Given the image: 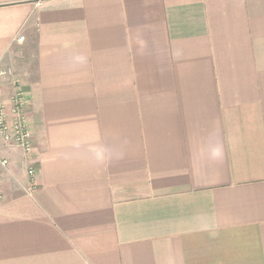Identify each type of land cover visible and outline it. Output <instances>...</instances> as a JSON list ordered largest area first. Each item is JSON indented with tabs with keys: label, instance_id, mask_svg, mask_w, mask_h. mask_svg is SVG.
Listing matches in <instances>:
<instances>
[{
	"label": "crops",
	"instance_id": "0c3cea01",
	"mask_svg": "<svg viewBox=\"0 0 264 264\" xmlns=\"http://www.w3.org/2000/svg\"><path fill=\"white\" fill-rule=\"evenodd\" d=\"M2 69L0 264H264V0H0Z\"/></svg>",
	"mask_w": 264,
	"mask_h": 264
},
{
	"label": "built area",
	"instance_id": "2783aa9c",
	"mask_svg": "<svg viewBox=\"0 0 264 264\" xmlns=\"http://www.w3.org/2000/svg\"><path fill=\"white\" fill-rule=\"evenodd\" d=\"M23 39V36L18 38L19 41ZM5 75H8V72L1 70L0 76ZM12 82L13 93L8 99L0 98V141L8 148H21L28 159H32L34 153L33 128L27 115L29 92L21 79L14 77ZM8 164V159L0 155V175ZM28 174L31 180L27 188V193L32 195L33 191L37 188V183L35 181L37 175L36 168H29ZM1 197L0 180V198Z\"/></svg>",
	"mask_w": 264,
	"mask_h": 264
},
{
	"label": "rangeland",
	"instance_id": "374dc122",
	"mask_svg": "<svg viewBox=\"0 0 264 264\" xmlns=\"http://www.w3.org/2000/svg\"><path fill=\"white\" fill-rule=\"evenodd\" d=\"M4 68V67H3ZM7 71L8 72V76L10 77V83L9 84H11V85H13V82H12V80L14 79V77L15 78H19V79H21V77L20 76H18V75H16V74H12L11 73V75H10V71H9V69H2V71ZM17 73H19L18 71H16ZM6 76V75H5ZM7 77V76H6ZM22 80V79H21ZM13 93V90H12V92H11V94ZM9 97V96H8ZM0 98H2V97H0ZM33 194V193H32Z\"/></svg>",
	"mask_w": 264,
	"mask_h": 264
}]
</instances>
